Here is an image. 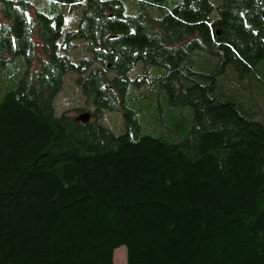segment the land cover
<instances>
[{
    "label": "trees",
    "instance_id": "trees-1",
    "mask_svg": "<svg viewBox=\"0 0 264 264\" xmlns=\"http://www.w3.org/2000/svg\"><path fill=\"white\" fill-rule=\"evenodd\" d=\"M33 1L0 0V75L26 65L0 95V264H114L122 247L127 264H264V124L218 85L232 68L264 87V0ZM69 73L77 107L59 111ZM131 86L189 108L185 138L143 133Z\"/></svg>",
    "mask_w": 264,
    "mask_h": 264
},
{
    "label": "rangeland",
    "instance_id": "rangeland-1",
    "mask_svg": "<svg viewBox=\"0 0 264 264\" xmlns=\"http://www.w3.org/2000/svg\"><path fill=\"white\" fill-rule=\"evenodd\" d=\"M216 3L215 0H212ZM33 4L39 12L50 14L53 6L48 0H34ZM127 15L134 13L129 8L134 4L124 2ZM80 10L68 17V26L73 22V28H76ZM74 20V21H73ZM189 60L193 62V67L198 71H210L219 64V60L206 54L195 52ZM25 60L22 57L15 59L11 66L7 67L0 75V83L3 90L0 95L13 89L18 80L23 76L25 69ZM142 70V65L138 64L131 72L130 76L136 78ZM235 74V75H234ZM74 73H69L64 78V86L57 96V108L59 111L74 109L77 106L73 101L76 98V90L74 84ZM249 81V83H248ZM219 93L227 94L229 97L239 100L245 108H249L254 113L256 120L264 124V87L256 82L251 76L241 79L239 74L227 68L225 73L219 77L218 81ZM156 88V89H155ZM155 92L151 93L149 88H137L131 86L127 92L125 103L126 107L134 111L138 116V121L142 127L143 133H149L154 137H163L170 142H178L185 138L187 130L191 127L192 112L189 108H170L167 105L165 92L159 87H154ZM69 101V105H68ZM67 105V106H66ZM105 121L102 124L108 126L114 135L121 136L125 133L124 119L121 113L107 112ZM158 121H162L165 127L158 125ZM176 128V132H170ZM114 264H127L125 248H119L114 253Z\"/></svg>",
    "mask_w": 264,
    "mask_h": 264
},
{
    "label": "water",
    "instance_id": "water-1",
    "mask_svg": "<svg viewBox=\"0 0 264 264\" xmlns=\"http://www.w3.org/2000/svg\"><path fill=\"white\" fill-rule=\"evenodd\" d=\"M76 120L85 123V122L89 121V115H88L87 113L81 114V115H79V116L77 117Z\"/></svg>",
    "mask_w": 264,
    "mask_h": 264
}]
</instances>
